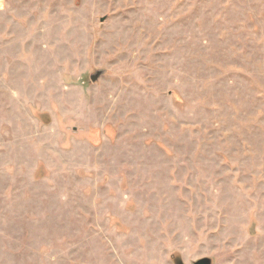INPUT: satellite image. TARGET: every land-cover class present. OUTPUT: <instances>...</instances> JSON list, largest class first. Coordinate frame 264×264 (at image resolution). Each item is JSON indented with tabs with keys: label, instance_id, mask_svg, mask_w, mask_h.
Listing matches in <instances>:
<instances>
[{
	"label": "rangeland",
	"instance_id": "obj_1",
	"mask_svg": "<svg viewBox=\"0 0 264 264\" xmlns=\"http://www.w3.org/2000/svg\"><path fill=\"white\" fill-rule=\"evenodd\" d=\"M5 3L0 264H264V0Z\"/></svg>",
	"mask_w": 264,
	"mask_h": 264
},
{
	"label": "water",
	"instance_id": "obj_2",
	"mask_svg": "<svg viewBox=\"0 0 264 264\" xmlns=\"http://www.w3.org/2000/svg\"><path fill=\"white\" fill-rule=\"evenodd\" d=\"M103 71L104 70H96V71H94V73L89 78L90 82L95 84L98 81V79L101 76L104 75L105 72H103ZM175 263L178 264L177 259H176ZM180 264H181V262H180ZM195 264H212V263H211V259L210 258H204V259L198 260Z\"/></svg>",
	"mask_w": 264,
	"mask_h": 264
},
{
	"label": "crops",
	"instance_id": "obj_3",
	"mask_svg": "<svg viewBox=\"0 0 264 264\" xmlns=\"http://www.w3.org/2000/svg\"><path fill=\"white\" fill-rule=\"evenodd\" d=\"M6 0H0V12L6 8Z\"/></svg>",
	"mask_w": 264,
	"mask_h": 264
}]
</instances>
